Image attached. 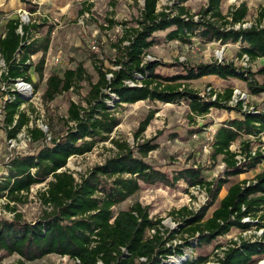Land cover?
<instances>
[{
  "label": "trees",
  "instance_id": "trees-1",
  "mask_svg": "<svg viewBox=\"0 0 264 264\" xmlns=\"http://www.w3.org/2000/svg\"><path fill=\"white\" fill-rule=\"evenodd\" d=\"M207 1V7L195 19L185 6L160 11V0H144L137 26L126 29L114 45L116 55L109 59L111 66L107 67L103 61L96 67L98 80L94 82L88 78L85 106L70 103L66 133L49 144H42L36 152L12 157L6 164V173L0 179V200L7 201L5 209L15 213V205L23 202L24 193L47 183L41 197L43 204L51 210L45 211L35 222L24 221L19 213L11 220L0 218V262L18 256L17 264H26L58 255L79 261L76 264H208L212 256L198 253L203 246L233 230L244 232L253 226L264 229V172L250 185L240 182L230 186L218 207L208 216L230 178L249 173L263 163L264 154L251 156L250 153L252 146L264 138V113L243 112L241 104L228 106L233 88L211 100L189 85L215 76L225 82L241 81L251 95L261 96L264 83L258 82L257 75H264V67L252 72L226 61L183 65L147 59L149 50L157 45L158 33L164 32H167L168 42L190 45L195 40L205 45L234 44L240 47V58L247 55L251 61L264 59V7L259 10L251 28L237 30L235 26L245 23L249 16L246 3L224 14L223 0ZM91 7L87 6L85 10L89 11ZM36 8L31 5L29 10L35 13ZM40 28L35 23L23 24L19 18L7 21L5 31L0 35V53L5 62L1 81L7 86L24 81L32 84L36 92L38 84L33 82L32 70L40 81L44 80L53 30L37 38ZM37 54L42 57L34 64L32 57ZM167 68L180 70L172 75L161 72ZM85 80L86 70L80 65L62 74L53 73L46 81L43 99L53 102ZM7 93L11 99L4 105V123L8 136L13 139L29 124L22 109L29 100L11 88ZM144 101L185 104L192 120L207 116L212 110L234 113L236 117L217 125L211 142L212 159L216 161L221 157L225 163L223 176L208 180L205 170L195 166L171 175L155 168L146 160L159 147L154 140L144 141L133 149L128 143L113 139L117 153L102 165L80 179L66 170L71 158L91 153L99 143L111 139L121 124L117 109ZM156 114V110H151L141 121L136 139L143 136ZM202 131L204 128L198 130L199 133ZM30 133L37 142L45 139L41 130H30ZM238 141L241 142V154L248 161L240 163L238 154L231 150ZM181 183L188 189L199 187L204 190L209 202L197 212L187 207L172 212L178 221L173 230L165 228L161 219L151 218L149 208L139 202L128 209L121 208L143 186L178 189ZM12 203L15 205L11 206ZM245 218L251 221L243 222ZM176 239L182 243L172 244ZM231 243L223 258L218 259L219 264H257L264 259V236L255 242ZM222 247L218 244L216 249Z\"/></svg>",
  "mask_w": 264,
  "mask_h": 264
},
{
  "label": "rangeland",
  "instance_id": "rangeland-1",
  "mask_svg": "<svg viewBox=\"0 0 264 264\" xmlns=\"http://www.w3.org/2000/svg\"><path fill=\"white\" fill-rule=\"evenodd\" d=\"M86 4V6L84 5ZM246 3L249 8L247 23L254 25L258 17L259 10L264 7V0H223L222 11L227 14L231 8L239 7ZM36 6V12L32 13L29 8ZM207 0H160L158 9L174 8V6H185L190 10L194 18H198V13L207 7ZM87 6H92L86 11ZM144 6V0H0V35L5 31V25L12 18H19L23 24L40 25V32L37 38L44 37L51 29V45L46 57L44 80L40 81L37 75L32 74L34 84H38L36 96L33 91L23 92L21 83L14 88L28 97V104L23 106V111L29 118V124L18 134L14 146L10 142L12 138L8 136V130L4 123L3 107L9 98L7 91L9 88L1 81L4 65L0 59V179L6 173V164L12 157L18 154L36 152L42 144L50 143L51 140L62 137L67 129V112L71 102L85 106V99L89 91L88 78L96 82L98 74L96 67L103 61L108 67L111 66L109 59L116 55L114 45L119 42L125 34V30L136 27V21L140 18ZM83 12V13H82ZM111 21L113 23H111ZM166 34L158 33L157 45L152 47L147 55L151 59L160 60L165 64L180 62L183 65H198L200 63H210L215 61L233 62L241 68V58L238 56L239 45L218 43L198 44L193 40V44L183 45L179 42L166 41ZM218 52H221L219 55ZM42 54L32 57V62L37 64ZM83 66L86 70L87 80L78 82L77 88L68 93L58 96L53 102H46L43 99L46 90V81L53 74H62L66 70H74L78 66ZM264 67V62L260 60L252 61L249 70L258 72ZM116 69L115 67H113ZM179 68L161 69L167 75L177 73ZM259 83H264V75H257ZM190 87L200 95L206 94L209 86H213L220 94L228 88H242L249 92L247 85L241 81L233 80L216 84L207 79L190 82ZM26 91V90H25ZM250 93V92H249ZM251 94V93H250ZM249 103L264 108V94L261 96L251 95ZM110 105H113L110 103ZM151 110H156L154 120L151 122L146 132L140 139L135 138V133L141 121L145 119ZM117 114L121 119V124L111 135V139L99 143L95 149L84 156L73 157L69 160L66 170L80 179L90 170L98 165H102L108 158L117 153V148L112 140L128 143L131 148L136 149L138 144L144 141L154 140L159 146L157 150L151 152L146 160L155 168L172 174L185 167L195 166L205 170L208 180H214L223 176L226 166L220 157L218 160L212 159V149L209 148L212 128H217L221 122L229 118L236 117L234 113L225 110H212L211 113L202 118L192 120L188 107L185 104L173 105L164 103H151L148 101L139 102L134 105H125L117 109ZM208 127L199 133L200 128ZM38 129L45 134V139L37 142L30 130ZM197 134L194 136V134ZM241 149V142L233 144L231 150ZM253 153H264V140L252 146ZM242 162L248 161L246 156H240ZM264 172V161L257 169L238 177L230 178V182L225 185L219 200L210 209L208 216L218 207L219 201L227 194L230 186L240 182L253 183L256 176ZM47 183L31 188L28 193H24L23 202L12 203L16 207V212L5 209L7 203L5 199L0 200V218L11 220L16 213L23 216L27 222H35L40 219L45 211L51 209L46 207L42 201V193L45 192ZM136 202L149 208L150 217L154 220L161 219L165 228L173 230L177 228L178 221L172 212L183 207L197 212L209 202V197L204 190L188 189L181 183L178 189H169L164 186H143L142 190L121 208L128 209ZM251 238L244 239L238 230H233L229 235L221 237L216 242L203 246L198 251L200 254L215 256L216 246L222 244L223 247L232 245V241L240 243L241 240L255 242L262 239L264 231L254 228ZM180 240V239H178ZM178 240L176 241L178 243ZM1 255V252H0ZM18 256L7 257L0 264H17ZM213 260V259H212ZM264 262L260 260L257 264ZM26 264H75L68 257L50 255L42 260Z\"/></svg>",
  "mask_w": 264,
  "mask_h": 264
},
{
  "label": "built area",
  "instance_id": "built-area-1",
  "mask_svg": "<svg viewBox=\"0 0 264 264\" xmlns=\"http://www.w3.org/2000/svg\"><path fill=\"white\" fill-rule=\"evenodd\" d=\"M196 19V18H195ZM198 19V18H197ZM252 27V25L250 24V23H247L246 21H245V23H243V24H238V25H236L235 26V29H240V28H243V29H246V28H251ZM219 53V55L221 54V52H218ZM0 59H1V61H2V63H3V65H4V68H3V71H2V73L1 74H3V72H4V69H5V62L3 61V59H2V56H1V53H0ZM147 59H151V57L150 56H148V58ZM258 60H260V61H262V62H264V59H258ZM219 62H223L222 60L221 61H219ZM251 63H252V61H251V59L247 56V55H243L242 57H241V68H243V69H245V70H247L248 68H250V66H251ZM109 77H111V75H109ZM18 83H21V87H23L24 89H22V91L23 92H26L27 93V91H33L34 90V87H33V85L32 84H30V83H27V82H24V81H17L14 85H12V86H7L6 84H4L5 86H7L9 89L11 88V90L12 91H14V90H17L16 88H14V86H16ZM20 90V89H19ZM19 90H17V91H19ZM26 90V91H25ZM20 92V91H19ZM34 93H35V91H34ZM220 94V92H218L213 86H209L208 88H207V90H206V94H201V96L202 97H204V98H209V99H211V100H215L216 98H217V96ZM25 95V94H24ZM26 96V95H25ZM36 96V93H35V95H34V97ZM250 96H251V94L247 91V90H245V89H242V88H233V96H232V99L229 101V103H228V106H231V107H236V106H238L239 104H241L242 105V111L243 112H256V113H264V108H259L257 105H253L252 103H249V98H250ZM11 98H10V95H9V98H8V100L7 101H9ZM6 101V102H7ZM3 111H4V107H3ZM203 117H205V116H203ZM199 118H202V117H199ZM212 128V136H211V140H210V143L208 144L209 145V148L210 149H212L211 148V142L213 141V139H214V135H215V133H216V129L217 128H214V127H211ZM204 129H206V128H204ZM204 131H206V130H204ZM195 135H197V134H195ZM194 135V136H195ZM18 137V136H17ZM262 140H264V138L262 139ZM14 141H16V138H13V139H11L10 140V142L12 143V145L14 146ZM51 142V141H50ZM47 144H49V143H47ZM234 151V150H233ZM234 152H236L237 154H238V157H237V160L240 162V163H242V161L241 160H239V159H241V157L240 156H245V155H242L241 154V149H239V150H236V151H234ZM264 154V153H263ZM250 155L251 156H255L256 155V153H253L252 154V150H251V153H250ZM239 158V159H238ZM251 183L250 182H248L247 183V185H250ZM193 189H200L199 187H195V188H193ZM251 220L249 219V218H245L244 220H243V222H250ZM254 228H257L256 226H253V228L252 229H250V230H247V231H244V232H240L241 233V235H242V237L244 238V239H247V238H251V235L253 234V229ZM261 231L263 232L264 231V229H261ZM152 233H154V231H152ZM264 233V232H263ZM178 239H176V240H174L173 242H172V244H174V245H178V244H181L182 243V240H178V243L176 242ZM254 242V241H253ZM226 250V248L225 247H222L220 250H216V252H215V256L213 257V258H211V260H210V262L208 263V264H219V262H218V259L219 258H223V256H224V251ZM173 258V257H172ZM213 259V260H212ZM75 262V264L76 263H79V261H74Z\"/></svg>",
  "mask_w": 264,
  "mask_h": 264
},
{
  "label": "crops",
  "instance_id": "crops-1",
  "mask_svg": "<svg viewBox=\"0 0 264 264\" xmlns=\"http://www.w3.org/2000/svg\"><path fill=\"white\" fill-rule=\"evenodd\" d=\"M85 5V4H84ZM48 55V54H47ZM32 74H35L34 73V71L32 70ZM36 75V74H35ZM38 77V76H37ZM203 79H207V80H210V81H212V82H215L216 84H220V83H222V82H225V81H223V80H221V79H219V78H217V77H215V76H210V77H205V78H203ZM201 80V79H200ZM123 209V208H122ZM56 256H58V255H56Z\"/></svg>",
  "mask_w": 264,
  "mask_h": 264
},
{
  "label": "bare ground",
  "instance_id": "bare-ground-1",
  "mask_svg": "<svg viewBox=\"0 0 264 264\" xmlns=\"http://www.w3.org/2000/svg\"><path fill=\"white\" fill-rule=\"evenodd\" d=\"M261 264H264V262H263V263H261Z\"/></svg>",
  "mask_w": 264,
  "mask_h": 264
}]
</instances>
